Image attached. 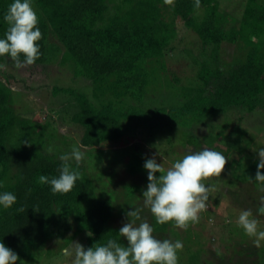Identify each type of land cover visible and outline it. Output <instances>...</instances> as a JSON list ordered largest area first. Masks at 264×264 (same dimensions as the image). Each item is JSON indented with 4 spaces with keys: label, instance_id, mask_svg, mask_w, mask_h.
<instances>
[{
    "label": "trees",
    "instance_id": "trees-1",
    "mask_svg": "<svg viewBox=\"0 0 264 264\" xmlns=\"http://www.w3.org/2000/svg\"><path fill=\"white\" fill-rule=\"evenodd\" d=\"M12 2L0 0V37L7 30L2 18ZM32 6L42 33L35 63L57 62L72 70L74 78L89 79L93 97L99 101L70 86L53 87L54 95L74 97L75 102L68 104L76 109L71 113L64 108L61 120L68 118L81 130L84 146L115 143L142 125L179 129L188 142L199 144V138L189 133L195 123L233 106L253 111L264 101V2L249 0L240 26L230 29L225 27L228 17L220 11L218 0H200L199 8L194 0H33ZM177 17L196 33L189 47H182L185 36L179 35ZM231 45L238 47V62L225 58ZM192 47L198 48L200 58ZM182 50L194 64L191 84L189 76L169 73V54ZM11 60L0 57V191L14 192L18 201L13 209L0 210V240L24 264L60 254L75 240L85 247L108 239L127 245L117 234L121 226L115 224V202L99 195L88 165L79 162L81 178L66 195H53L40 183L41 175H58L62 143L68 139L58 131L54 118L42 123L15 108L14 90L4 81ZM157 89L175 90L176 95L168 104L146 109L143 106L154 102ZM230 135L222 136L227 139L223 143L227 152L237 142ZM99 159L92 156L89 163ZM126 159L129 174L146 172V154ZM257 161H238L235 180L241 179L236 184L245 191L250 188L254 199L261 200L264 192L254 180ZM71 163L76 167V162ZM20 207L23 212L16 210Z\"/></svg>",
    "mask_w": 264,
    "mask_h": 264
},
{
    "label": "rangeland",
    "instance_id": "rangeland-1",
    "mask_svg": "<svg viewBox=\"0 0 264 264\" xmlns=\"http://www.w3.org/2000/svg\"><path fill=\"white\" fill-rule=\"evenodd\" d=\"M248 1L218 0L220 11L228 17L226 29L240 26ZM176 27L179 35L185 36L182 47H189L196 41V33L187 29L181 17H177ZM211 47L212 45L207 49V53H210ZM198 52H200L198 48L192 47V53L200 58L202 54ZM228 52L230 54L227 53L225 56L227 60L239 61L237 46L231 45ZM167 60L169 73L184 78L189 76L187 82L191 84L190 75L195 73L191 55L184 50L178 53L171 52ZM6 67L9 78L4 81L14 90L15 108L23 116L42 123L48 122L50 117L54 118V125L58 127L59 132L66 134L68 139L67 142H60L64 144L63 154L70 153L74 146L80 147L83 152V159L80 162L89 166L91 174L97 180L99 195L109 197L115 202V224L118 226L122 227L127 222L126 212L132 210L131 205H142V192L148 184L147 171L141 174L128 173L126 157L141 153L146 154L147 159L155 156L157 162L162 163L167 171L173 162L190 152L203 148L221 152L226 158L224 171L219 177H210L205 181L212 186V191L206 201V208L198 214L196 222H190L187 228L181 229L174 227L172 223L164 225L155 223L147 209L142 215L154 227L156 238L182 241L183 248L178 252V264H259L260 261L264 263V241L257 244L255 237L246 235L238 224L240 212L250 210L253 218L258 221L259 229L264 230V216L257 212L260 199H254V193L249 192L250 188L249 191H245L241 188L242 184H236L241 182V179L237 182L235 180V172L239 170L238 161L258 160L256 151L264 147V101L253 111L248 110L246 106H233L224 113L209 115L203 121L195 123L189 133L199 138V144L188 142L185 133L179 129L170 131L169 127L165 126L153 130L148 125H142L132 130L127 136L129 138L88 147L81 143V130L69 123L68 118L61 120L64 108L70 112L76 109L75 104H68L69 101L75 102L74 97L72 98L71 93L54 95L53 87L70 86L77 91L86 92L92 100L99 103L93 97L89 79L82 76L74 78L72 70L57 62L34 63L17 69L15 62L11 60ZM175 95V90L157 89L152 95L154 102L143 107L151 109L163 103L168 104V100ZM51 106L55 109L50 111ZM162 119L164 120V117ZM168 120L169 118H166L164 121ZM223 135H230L237 141L231 144L233 148L230 152H227V147L223 144L227 140L222 137ZM92 156L100 158L99 162L89 163ZM26 264H71V260L64 257L61 252L51 257L42 256L36 262Z\"/></svg>",
    "mask_w": 264,
    "mask_h": 264
},
{
    "label": "clouds",
    "instance_id": "clouds-1",
    "mask_svg": "<svg viewBox=\"0 0 264 264\" xmlns=\"http://www.w3.org/2000/svg\"><path fill=\"white\" fill-rule=\"evenodd\" d=\"M194 3L195 7H200V0H194ZM32 5L33 0H13L2 18L8 27L0 37V57H10L17 69L34 64L41 54L38 41L42 33ZM256 153L258 161L254 180L259 190L264 192V147ZM59 159L62 163L58 175H41L39 181L47 185L53 195H66L81 178L79 162L83 159V152L80 147L74 146L70 153L61 154ZM72 161L76 162V167H73ZM225 164V156L210 148L185 154L167 171L155 156L146 159L143 167L147 171L148 184L142 192L143 203L140 206L131 205L132 210L126 212L127 222L117 232L127 245L117 239H108L106 243L92 247L72 241L61 248L62 255L69 258L71 264H178L182 241L156 238L154 227L142 214L147 209L157 224L172 223L174 227L187 228L190 222L198 220V214L206 208L212 186L205 181L210 177H219ZM0 187L3 185L0 184ZM17 201L14 192L0 191V210L13 209ZM16 210L24 211L23 207ZM257 212L264 216V197H261ZM238 224L246 235L255 237L257 244L264 241V230L259 229L258 221L250 210L240 212ZM17 261L24 264L18 253L0 240V264H17Z\"/></svg>",
    "mask_w": 264,
    "mask_h": 264
}]
</instances>
